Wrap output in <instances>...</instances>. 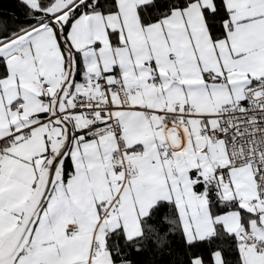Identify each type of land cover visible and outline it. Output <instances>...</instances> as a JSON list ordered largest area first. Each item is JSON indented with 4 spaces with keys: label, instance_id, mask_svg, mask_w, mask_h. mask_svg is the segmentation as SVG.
I'll return each instance as SVG.
<instances>
[{
    "label": "snow or ice",
    "instance_id": "6c2138e0",
    "mask_svg": "<svg viewBox=\"0 0 264 264\" xmlns=\"http://www.w3.org/2000/svg\"><path fill=\"white\" fill-rule=\"evenodd\" d=\"M0 264H264V0H0Z\"/></svg>",
    "mask_w": 264,
    "mask_h": 264
}]
</instances>
